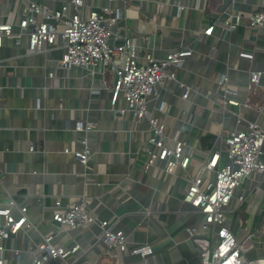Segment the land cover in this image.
Instances as JSON below:
<instances>
[{"label":"crops","instance_id":"1","mask_svg":"<svg viewBox=\"0 0 264 264\" xmlns=\"http://www.w3.org/2000/svg\"><path fill=\"white\" fill-rule=\"evenodd\" d=\"M25 1L0 0V24L16 23ZM37 1L52 8L67 2ZM84 1L85 15L104 6L122 10L123 17L113 28L115 38L119 43L134 38L143 62L148 53L162 59L178 48L193 49L183 67L170 66L193 86L191 100L182 99L177 84L167 80L150 102L170 136L195 143L190 170H198L216 150L221 153L219 165L225 164L226 134L248 120L264 123V27L251 26L246 17L236 28L228 24L231 14L244 16L264 8V0H203L200 9L194 7L195 0ZM178 5L184 9L179 11ZM210 26L212 33H205ZM241 50L253 51L254 59L240 57ZM62 55L63 49L56 46L31 51L27 35L19 41L6 38L0 48V206L10 196L27 195V214L35 225L5 241L8 264H29L32 246L47 234L54 235L55 243L79 241L84 250L79 264H119L102 243L93 242L86 228L65 230L54 223L58 199L67 205L82 196L89 199L93 215L127 231L131 241L152 247L147 264H202V246L186 230L200 225L202 215L183 201L184 171L178 167L175 174L161 178L156 168L148 167L144 144L151 127L130 112L121 116L115 111L105 87L112 84L110 73H102L101 65L66 71L59 64ZM250 69L263 71L260 85L251 91L246 86ZM224 71L229 87L238 91L239 106L224 105L217 98ZM247 96L249 106L243 105ZM161 101L164 111L157 109ZM118 104L127 106L124 100ZM78 120L94 126L76 130ZM83 137L93 150L86 168L72 153L82 148ZM205 177L214 181L215 171ZM144 203L150 204L151 218L144 217ZM13 213L19 215L17 209ZM227 214H231L227 225L239 240L254 234L245 255L264 256V173H253L236 189ZM199 235L213 248L218 227L200 228ZM15 248L22 251L19 262ZM119 259L123 264L141 263L143 256L120 253Z\"/></svg>","mask_w":264,"mask_h":264},{"label":"built area","instance_id":"2","mask_svg":"<svg viewBox=\"0 0 264 264\" xmlns=\"http://www.w3.org/2000/svg\"><path fill=\"white\" fill-rule=\"evenodd\" d=\"M84 0H67L61 8H52L37 0H26L16 23L0 24V48L6 38L19 41L27 35L31 51L41 53L51 47H61L63 55L59 61L60 67L68 71L73 66L92 69L103 67L102 73H110L112 84H105L110 90L111 102L115 111L121 116L131 113L138 122L146 121L151 127V135L144 144L147 152L146 164L154 167L162 177L175 174L180 167L186 174V191L183 201L190 204L195 211L202 215V222L198 226H187L188 235L202 246V264H264V256L248 258L245 252L252 247L250 243L253 233L239 240L227 225L226 214L228 207L236 194V189L253 173H264V123L258 120H248L240 128L229 131L224 137L227 162L219 165L221 153L216 150L208 155L198 170H190V163L197 152L193 141L172 137L167 131L165 123L150 109V102L158 97V88L167 80L175 82L180 89L182 99L191 100L193 86L179 79L170 66L183 67L188 56L193 52L191 47H182L170 51L165 58L159 59L148 53L143 62L136 53L135 39H125L117 42L114 26L122 19V10L104 6L91 9L84 14ZM203 0H195L194 7L200 9ZM178 5V10H183ZM246 17L253 27H264V8L260 7L247 15L233 13L228 20L232 28L238 27ZM214 26L205 29L211 34ZM240 57L254 59L253 51L241 50ZM263 71L249 70L247 88L253 90L260 85ZM105 78V76H104ZM228 76L224 71L218 81L219 94L217 98L224 105L239 106L238 91L231 89ZM105 82V81H104ZM124 100L123 107L119 101ZM247 96L243 105L249 106ZM165 101H161L158 110L164 111ZM259 111H263L260 106ZM94 123L76 121V130H88ZM82 148L72 151L73 155L85 166L93 158V150L87 137L81 139ZM30 149L35 150V145ZM67 152H70L67 149ZM215 171V179L206 181L205 174ZM25 199L24 201H20ZM244 199V195L239 197ZM28 196L21 198L10 196L8 202L0 206V264H8L5 241L16 235L21 229L34 227V222L28 216L26 205ZM149 203L142 205L144 217L151 218ZM19 215H14V210ZM53 221L60 229L74 230L86 228L93 238V242H100L105 250L115 256L119 264L120 253L129 255L141 254V263L147 264V255L153 253L147 243L133 242L129 233L121 228H115L108 219L100 218L91 213L89 199L86 196L64 205L58 199L53 206ZM218 227V242L213 248L208 240L199 235L200 228ZM96 228L100 233H96ZM32 258L29 264H79L84 250L79 241L73 245L54 242V235L43 236L42 241L32 246ZM18 262L22 258V251L15 248Z\"/></svg>","mask_w":264,"mask_h":264},{"label":"rangeland","instance_id":"3","mask_svg":"<svg viewBox=\"0 0 264 264\" xmlns=\"http://www.w3.org/2000/svg\"><path fill=\"white\" fill-rule=\"evenodd\" d=\"M231 217V214H226V219L229 220V218Z\"/></svg>","mask_w":264,"mask_h":264}]
</instances>
